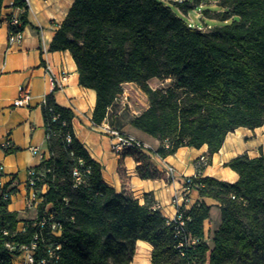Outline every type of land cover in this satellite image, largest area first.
Here are the masks:
<instances>
[{"label":"trees","instance_id":"16d2710c","mask_svg":"<svg viewBox=\"0 0 264 264\" xmlns=\"http://www.w3.org/2000/svg\"><path fill=\"white\" fill-rule=\"evenodd\" d=\"M173 2L184 13L198 6L196 0ZM218 4L221 10L203 9V16L224 24L203 30L190 26L161 0H75L50 49L70 51L79 83L96 91V124L123 94V85L134 82L149 106L134 115L131 124L159 140L156 152L166 156L182 146L207 144L210 165L229 132L264 125V0ZM2 5L0 0V22ZM22 19L24 26L25 14ZM152 78H170L172 83L153 88ZM42 109L50 151L36 167L42 176L36 187L43 200L37 217L23 230L18 229V214L7 208L10 202L0 204V261L13 264L16 257L7 241L30 244L38 235L36 260L53 248L58 255L54 264H130L138 240L153 246L151 264H264L263 151L257 157L243 153L226 163L239 175L235 182L202 178L200 195L219 202L221 223L210 244L204 221L211 208L205 202L194 204L187 211L186 233L200 241L178 247L167 218L152 209L153 199L142 204L104 182L102 165L74 133L73 110L58 104L52 94ZM128 153L135 157L142 178L160 176L147 154ZM77 167L84 175L80 184L73 174ZM45 184L48 190L41 192ZM48 205L54 221L62 224L59 237L40 225ZM2 228L14 236L5 235Z\"/></svg>","mask_w":264,"mask_h":264},{"label":"crops","instance_id":"0c3cea01","mask_svg":"<svg viewBox=\"0 0 264 264\" xmlns=\"http://www.w3.org/2000/svg\"><path fill=\"white\" fill-rule=\"evenodd\" d=\"M15 2L16 0H3L1 11L0 163L6 167L5 181L14 188L13 199L7 208L18 214L20 219L18 229L23 230L28 220L37 217V210L26 205L25 196L28 192L26 182L28 170L39 167L50 157L42 109L44 99L50 94L58 104L73 110L74 133L90 155L102 165L104 182L118 192L133 196L142 204L150 197L161 204L160 211L165 217L173 216L171 202L174 192L182 185L183 176L196 172L195 161L208 152V145L204 144L200 148L182 146L173 154L161 156L156 152L159 140L131 124L132 117L146 110L149 104H146L139 113L130 112L119 102L120 96L109 107L104 121L96 124L92 119L97 101L96 91L79 83L77 64L70 51L50 49L57 30L75 0H30V6L25 13L27 22L23 26V39L10 45L8 19L15 11L13 7ZM48 64L52 66L56 75L60 69L68 71V77L63 80V88H52ZM154 79L152 78L149 83ZM19 86H25L30 90L32 94L30 106H14V100L20 95ZM123 87L124 90L130 87L140 89L134 82H127ZM143 96L147 99L144 93ZM106 125L135 135L152 145L154 152L147 155L160 176L142 178L137 171L135 157L128 153L132 150L116 154L112 149V136L105 131ZM6 140L12 142L9 151L2 146ZM32 147H39V152L32 151ZM261 151L264 152V125L255 129L238 127L227 134L220 150L212 156L211 164L204 169L203 176L235 182L239 175L226 166V163L243 153L257 157ZM169 165L175 169L177 177L175 181L167 175ZM47 190L48 186L43 185L42 192ZM201 202H205L211 208L210 217L204 221V231L205 239L212 244L214 231L221 223L220 204L216 199L201 196L198 189H193L190 208ZM141 244L149 248H143ZM136 247L130 264H140L135 262L140 250L145 252L146 261L151 264L153 246L147 241L138 240Z\"/></svg>","mask_w":264,"mask_h":264},{"label":"built area","instance_id":"2783aa9c","mask_svg":"<svg viewBox=\"0 0 264 264\" xmlns=\"http://www.w3.org/2000/svg\"><path fill=\"white\" fill-rule=\"evenodd\" d=\"M176 1L179 4H183L186 1L190 0H172ZM23 5L13 4L15 11L10 15L8 19L9 23V38L8 42L10 45L14 43H19L23 39L24 31L22 29L23 26V15L26 13L27 8L30 6V0H23ZM1 25V22H0ZM190 26H196L195 23L189 21ZM200 28H203L199 26ZM48 72L50 73V81L53 89L63 88V80L68 77V71L65 69H60L58 75L53 72L52 66L50 64L47 65ZM20 95L18 98L14 100V106H30V102L32 99V94L28 88L25 86H19ZM119 98V97H118ZM118 98L116 100H118ZM47 98L44 99L43 104H45ZM124 104L126 101H122ZM58 118V115H55L54 120ZM105 131L112 136L113 144L112 149L116 154H120L126 150H139L145 154H152L154 152V148L149 143L145 142L141 138L132 135L130 133L124 132L117 128H113L109 125H106ZM48 139V135H47ZM67 141L70 142V136H67ZM4 148L12 147V142L10 140H6L2 143ZM166 147H169V142L165 143ZM32 151L35 153L39 152V147H32ZM81 164L83 161L79 160ZM208 158L205 154H202L195 161L196 172L192 175L183 176L182 185L176 189L174 195L172 197V206L174 209V215L167 218V224L173 227L175 236L179 239L178 247H183L187 243H197L200 240L198 238H193L187 235L186 233V225L189 220V216L187 211L190 209L191 203V191L193 189H198L202 187L204 184L202 182L203 171L208 166ZM89 172V169L87 170ZM75 182L76 184H80L83 181L84 175L81 170L77 167L74 172ZM167 175L170 179L176 180V173L173 166L169 165L167 167ZM6 176V167L4 164L0 163V204L11 202L14 196V188L5 181ZM42 176L38 173L36 168H31L28 170L27 182L26 185L28 187V192L25 196L26 205L28 208H35L38 212V206L42 202L43 197L40 194V190L37 189V182L40 180ZM42 192V189H41ZM235 197V196H233ZM153 210H161V204L159 202H154L152 204ZM41 226L49 227L51 233L60 236L62 231L61 222L54 221V217L50 212V206L48 205L45 209L44 216L42 221L40 222ZM1 232L5 235L14 236V234L10 233L8 229L2 228ZM39 236L36 235L34 240L30 244H16L13 241H7L6 247L11 255L23 256L26 258L25 264H54V262L58 259V255L55 253L53 248H48L47 255L41 257L39 260H36L35 253L38 249L39 245ZM57 245V249L60 248V244L54 243ZM21 252L20 255H17V252ZM0 264H5L4 261H0Z\"/></svg>","mask_w":264,"mask_h":264},{"label":"rangeland","instance_id":"374dc122","mask_svg":"<svg viewBox=\"0 0 264 264\" xmlns=\"http://www.w3.org/2000/svg\"><path fill=\"white\" fill-rule=\"evenodd\" d=\"M166 4H169L173 7V9L178 12L181 16H183L187 21H191L195 23L197 26L203 27V30L209 29L206 27L207 25H221L224 22L219 21L217 19H211L203 16V9H209L211 11H219L221 10V6L218 4V0H196L198 6L190 9L188 13H184L180 7L174 3L172 0H161ZM193 1V0H190ZM195 1V0H194ZM172 83V79H159L155 78L152 83H149L153 88H165ZM143 91L138 89V87H130L124 90L122 96H120L119 102L123 107L128 109L130 112L139 113L143 111L146 104H148V99H145L143 96ZM145 95V93H144ZM147 97V96H146ZM126 101L124 104L122 101ZM215 213V211H213ZM26 258L20 256L19 258H15L14 264H25ZM148 264V263H147Z\"/></svg>","mask_w":264,"mask_h":264},{"label":"bare ground","instance_id":"6f19581e","mask_svg":"<svg viewBox=\"0 0 264 264\" xmlns=\"http://www.w3.org/2000/svg\"><path fill=\"white\" fill-rule=\"evenodd\" d=\"M141 246H142L143 248H149V247H147L146 245H143V244H141ZM145 256H146V255H145V252L142 251V250H140V251H139V255H138V257H136L135 262H138V263H140V264H147V261H146Z\"/></svg>","mask_w":264,"mask_h":264}]
</instances>
